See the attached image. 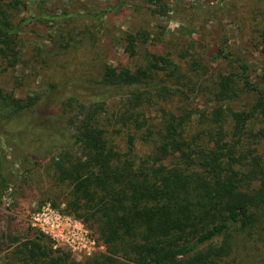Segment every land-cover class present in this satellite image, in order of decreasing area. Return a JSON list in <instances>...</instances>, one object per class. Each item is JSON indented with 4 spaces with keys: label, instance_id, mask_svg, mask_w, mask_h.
<instances>
[{
    "label": "trees",
    "instance_id": "16d2710c",
    "mask_svg": "<svg viewBox=\"0 0 264 264\" xmlns=\"http://www.w3.org/2000/svg\"><path fill=\"white\" fill-rule=\"evenodd\" d=\"M27 11V0H0V79L21 63L28 23L57 25L92 14L45 5ZM61 31L45 39L60 50L54 61L87 34L76 41ZM260 35L264 40V29ZM119 40L134 57L151 37L135 29ZM86 52L82 79L64 90L51 82L22 98L0 87V135L13 134L14 124L54 141L48 166L68 192L65 210L105 251L78 262L39 234L19 244L11 239L10 264H264V75L252 80L242 61L213 73L199 58L184 71V61L146 51L133 69L105 61L92 76L96 65ZM190 75L197 83L188 92L203 93L201 109L185 105ZM155 100L166 107H157L151 123L143 107ZM56 106L69 115L53 119ZM137 138L149 148L141 156Z\"/></svg>",
    "mask_w": 264,
    "mask_h": 264
},
{
    "label": "rangeland",
    "instance_id": "374dc122",
    "mask_svg": "<svg viewBox=\"0 0 264 264\" xmlns=\"http://www.w3.org/2000/svg\"><path fill=\"white\" fill-rule=\"evenodd\" d=\"M27 3L30 15L43 5L53 11L68 8L92 14L78 21H60L57 25L28 23L20 39L21 63L0 79V87L5 92L13 91L17 97L44 91L51 82L64 90L75 82V77L82 79L84 61L80 60V53L85 49V59L93 60L96 65L90 68L92 76H96L97 68L105 61L133 69L146 51L167 53L177 64L184 61V71L199 58L213 73L227 72L232 63L242 61L248 65L252 80L264 75V40L260 35L264 29V0H155L151 3L147 0H27ZM108 4L118 6L117 10H107ZM98 13L100 16H92ZM59 28L63 35L69 33L76 41L83 37L81 34H87L83 43L63 50L61 59L54 61L52 57L60 50L45 39ZM135 29L147 31L151 41L138 46V54L129 57L123 51L119 35ZM196 83L195 79L184 81V91L189 97L185 105L191 109H201L204 101L201 91V94L188 92ZM155 101L152 106L143 107L151 123L157 121V107H166L160 100ZM61 110L59 106L52 109V118L69 115L68 111ZM36 123L41 127V120ZM25 128L18 129L13 124L10 132L13 134L0 135V264L13 262L15 244L11 239L16 238L19 244L39 235L31 227L30 217L43 202L53 201L55 209L71 215L64 204L68 192L63 186H57L48 166L49 157H53L58 148L54 147V141H44L33 131L25 132ZM135 143L137 155L148 152L149 148L138 138ZM19 146L25 147L24 152ZM259 147L264 154V142ZM47 153H50L48 158ZM68 253L78 262L93 257L77 258Z\"/></svg>",
    "mask_w": 264,
    "mask_h": 264
},
{
    "label": "built area",
    "instance_id": "2783aa9c",
    "mask_svg": "<svg viewBox=\"0 0 264 264\" xmlns=\"http://www.w3.org/2000/svg\"><path fill=\"white\" fill-rule=\"evenodd\" d=\"M31 227L47 238L53 249H64L75 257L104 253V245L79 220L62 214L51 203L44 202L30 217Z\"/></svg>",
    "mask_w": 264,
    "mask_h": 264
}]
</instances>
